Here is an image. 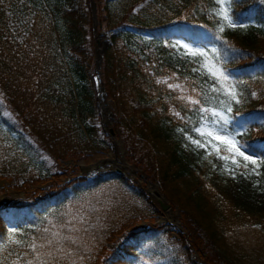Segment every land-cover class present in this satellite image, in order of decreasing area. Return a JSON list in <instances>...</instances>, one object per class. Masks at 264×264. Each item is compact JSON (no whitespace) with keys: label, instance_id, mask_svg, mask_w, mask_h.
I'll use <instances>...</instances> for the list:
<instances>
[{"label":"trees","instance_id":"trees-1","mask_svg":"<svg viewBox=\"0 0 264 264\" xmlns=\"http://www.w3.org/2000/svg\"><path fill=\"white\" fill-rule=\"evenodd\" d=\"M110 1L99 84L128 162L181 210L189 245L154 224L157 210L122 175L60 168L89 143L106 147L86 123L97 85L89 0H0V180L45 185L0 205V264H198L190 249L206 264H264V0H226L235 27L219 0H133L114 21Z\"/></svg>","mask_w":264,"mask_h":264},{"label":"rangeland","instance_id":"rangeland-1","mask_svg":"<svg viewBox=\"0 0 264 264\" xmlns=\"http://www.w3.org/2000/svg\"><path fill=\"white\" fill-rule=\"evenodd\" d=\"M92 1L94 2V5L96 7L95 21H97V23L99 22L101 24V28L100 29L97 28V32L106 33V29H105V25H104L105 24L104 23V17H103V13L101 12V8L103 7V0H92ZM132 2H133V0H112V1L108 2L107 5H106L107 15L114 21L115 19L119 18V15L121 14L122 10L127 5L132 3ZM89 6H90V4H89ZM98 7H100V8H98ZM98 9L100 11L98 13V14H100V17H99L98 14H96ZM90 12H91V10H90ZM92 21L93 20H92V14H91V22ZM93 37H92V47L94 49V46L97 45V43L93 40L94 39ZM100 40H101V38H100ZM102 58H103V56H102ZM101 61H102V59H101ZM93 64H94V52H93ZM93 67H94V65H93ZM100 67H101V63H100ZM100 67L98 68V71L100 70ZM99 88H100V91L103 92V90L101 89L100 86H99ZM96 90L97 91L95 92V95H94L95 96L94 102H95V107H96V117L94 119L87 120L86 123L89 126H97L99 128V135L104 138L105 143H106V147H105V149L102 150L101 148L93 147L89 143V146L91 147V152L88 154V156H86L83 159H78L75 162H73L71 160H66V161L62 162V164L60 163V168L63 171H68L70 176L79 175V174H81L80 167H87V166L90 167L91 165H93V164L95 165L96 163H98L100 161L102 162L106 158L109 159L111 157L112 153H115L113 151L114 148H115V143L113 145V142H114V140H116L117 142H119V147L120 148L119 147H117V148L119 150V154L121 152L120 159H123L125 161L126 165L129 166L130 168H132V170L135 172V177H132V178H134L135 180L138 181V183H139L141 188L149 190V198L146 197V199L153 206V208L155 210H157V212H158L156 215H154L153 222L156 224L157 222L161 221V219H163L165 222H170L171 224H174L173 220L176 219L177 222H178V226H180V228H182L181 221H180L181 220V218H180L181 210L179 208H177V206L171 204L170 201L163 196V194L160 192L159 186H158V190H159L160 194L166 200L167 204L171 207L172 211L175 212L176 210H178L179 217L177 216L176 213L174 214V212L164 213L163 211H161L159 205L154 200L156 198L155 191L152 190L151 187L149 188L146 185V182H149L151 184L156 183L157 185H158V183L157 182H152L151 180L150 181L149 180H144L143 177H142L141 168L137 167V166H134L133 164L128 162V160L126 158L127 152H126L125 148L123 147V143L121 141V138H120V135H119V132H118V129H117V124H118L120 113H119L116 105L114 104V102L111 101L109 98H107L105 95H104L105 96V99H104V102H105V106L104 107H105V109H104V107L102 108V105H101L102 102L99 100V96H98V92H99L98 88ZM103 94H104V92H103ZM98 111L100 112L101 115L98 113ZM108 114L111 115V118H112L111 124L108 123V118H107ZM101 122L103 123V130L105 132L107 131V128H109V127L113 130V132L115 134L114 138H110V136L106 137L104 134L101 135V130H102ZM79 127H80V129H83V126L80 125V124H79ZM210 133H211V136L213 138H215L218 142H220L222 145H224L225 147H227V148H229L231 150H235L231 145L224 143L221 139H218V137H224L226 139H230L229 137H227L224 134L219 133V132H210ZM85 137H86V135H85ZM86 139L88 140L87 137H86ZM50 164H51L50 161H48L47 165H50ZM64 181H66V179ZM44 187H45V185L44 186L37 185V186L29 187L28 189L23 190V191H14V190H12V189H10L8 187V183L6 181L0 180V198L1 197L3 198V200H1L0 203L1 204H7L9 202H17V201H20V200H25L27 198L28 194L31 191H33L34 189H39V192L42 193L43 191H41V190H43ZM137 188H139V187H137ZM94 191H98L99 192V188L95 189ZM94 191H93L92 195L96 193ZM110 203H111V201L108 200L107 202H104L101 206H108V205H110ZM99 208L96 209L95 211H99L100 210ZM97 220H98V218L96 219V221ZM97 223H98V221H97ZM149 223L150 222L148 220H146L145 223H140L138 225V227L139 226L148 227ZM182 230H183L182 231L183 234L186 235L185 234L186 233L185 229L182 228ZM172 236L173 235H171V237ZM259 238L257 237V240H259ZM160 242L164 244L163 240H160ZM166 246H167V248L170 249V246L167 243H166ZM171 247L173 249H175V250L178 249V245L177 244H172ZM197 257L203 264H206L201 258H199L198 255H197ZM193 260L196 262L195 259H193ZM249 262H252V261L249 260Z\"/></svg>","mask_w":264,"mask_h":264},{"label":"water","instance_id":"water-1","mask_svg":"<svg viewBox=\"0 0 264 264\" xmlns=\"http://www.w3.org/2000/svg\"><path fill=\"white\" fill-rule=\"evenodd\" d=\"M89 4H90V10H91V14H92V33H93V40L97 43V45H95L94 46V70H95V72H96V79L98 80L99 79V76H98V74H97V71H98V68L100 67V63H101V59H102V56H103V54H104V51H105V49L107 48V46L109 45V39H108V36H109V34H110V32H106V33H102V32H97V28H101V24L98 22L97 23V21H95V11H96V7H95V5H94V2L92 1V0H89ZM101 36V37H100ZM102 38V40H100V38ZM100 42V43H99ZM98 96H99V100L103 103L104 102V99H105V96H104V94H103V92H101L100 90H99V94H98ZM98 113L100 114V112L98 111ZM101 115V114H100ZM111 122H112V118H111V115H109L108 114V123L109 124H111ZM101 128H102V130H101V134H104L106 137L107 136H110V138H114L115 137V134H114V132H113V130L109 127V128H107V131L105 132L104 130H103V123L101 122ZM118 144H119V142H118ZM98 164H101V161L100 162H98V163H96V166H97V169L96 170H94L93 172H91L88 168H90V167H92V165L89 167V166H87V167H80V171H81V174H79V175H77L76 177H80L82 174H84V175H86V176H89V177H91V176H94V175H96V174H101V173H105V172H111V173H115V174H121V175H123L127 180H129V181H131V182H133L134 184H136L138 187H139V189L144 193V195L147 197V198H149V190H146V189H143V188H141L140 187V185H139V183H138V181L137 180H135L134 178H131V177H129V176H127L124 172H122L121 170H119L118 168H111V169H104V168H101V167H99V165ZM146 185L150 188V187H152V186H155L157 189H158V185L156 184V183H153V184H151V183H149V182H146ZM158 193H159V195L161 196L160 198H161V200H157V198H155L154 200L156 201V203L159 205V207H160V209H161V211H163L164 213H167V212H169V213H171V212H174V211H172V209H171V207L167 204V202H166V200L163 198V196L160 194V192H159V190L157 191ZM1 200H3V198L1 197L0 198V201ZM0 205H1V203H0ZM177 214L178 213V215H179V212H178V210H176L175 212H174V214ZM174 221V224H171L170 222H163L164 224H166V225H170V226H172L174 229H175V231H177V232H180V233H183L182 232V230H181V228L178 226V222H177V220L175 219V220H173ZM162 222L161 221H159V222H157L156 224L157 225H160ZM185 237V239H186V236H184ZM186 244L188 245L189 243H188V241L186 240ZM192 256H193V258L196 260V262L197 263H199V264H203L199 259H198V257H197V255H196V253H192Z\"/></svg>","mask_w":264,"mask_h":264},{"label":"bare ground","instance_id":"bare-ground-1","mask_svg":"<svg viewBox=\"0 0 264 264\" xmlns=\"http://www.w3.org/2000/svg\"><path fill=\"white\" fill-rule=\"evenodd\" d=\"M102 40V38H101ZM100 43V42H99ZM102 105V108L105 106V102L101 103ZM105 109V107H104ZM106 111V110H105ZM107 118H108V115H107ZM114 140V139H113ZM115 143V148H114V152L115 153H112L111 157L108 159H104L101 164H98L99 167L101 168H104V169H111V168H118L120 169L121 171H123L126 175H128L129 177H135V172L132 170V168H130L129 166L126 165L125 161L123 159H120V155H121V152L119 154V150L117 147H119V144L116 140H114L113 142V145ZM120 148V147H119ZM109 156V155H108ZM91 172H93L94 170L97 169V166L96 164L92 165V167L88 168ZM152 190L155 191V195H156V198L161 200V196L159 195V193L157 192L158 189L155 187V186H152L151 187ZM177 216L179 217L178 213H177ZM170 226V225H169ZM172 227V226H170ZM180 227V226H179ZM182 229V228H181ZM173 235V234H172Z\"/></svg>","mask_w":264,"mask_h":264},{"label":"snow or ice","instance_id":"snow-or-ice-1","mask_svg":"<svg viewBox=\"0 0 264 264\" xmlns=\"http://www.w3.org/2000/svg\"><path fill=\"white\" fill-rule=\"evenodd\" d=\"M219 4H220V12L218 14L222 16L223 20L228 21L229 26L235 27L236 26L235 23L230 20V17L227 14L226 7H225L226 0H219ZM221 31H223V26L221 27ZM195 54L196 53H193V55H195ZM224 79H227V77H224ZM229 95L231 96V98L233 100H236V94L234 91L230 92ZM236 102L239 103L238 100H236ZM228 110L231 111V108H229ZM222 119L225 120V123L228 122L226 118L222 117ZM210 135H211V133H210ZM218 139H221L224 143L231 145L235 149L236 154L239 156H243L244 160H246V161L251 160L252 164H254V165L257 164V161L252 159L251 156L245 155V152L243 150V145H241L238 141H235L234 137H232L231 139H226L224 137H218ZM194 143H196V142L194 141ZM198 146L202 147L203 145L198 144Z\"/></svg>","mask_w":264,"mask_h":264}]
</instances>
